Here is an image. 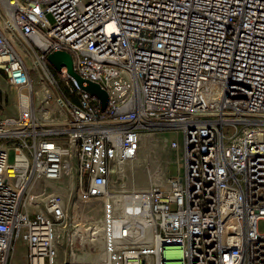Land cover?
Segmentation results:
<instances>
[{
	"label": "built area",
	"instance_id": "2783aa9c",
	"mask_svg": "<svg viewBox=\"0 0 264 264\" xmlns=\"http://www.w3.org/2000/svg\"><path fill=\"white\" fill-rule=\"evenodd\" d=\"M13 38L47 78L46 105L57 51L109 102L102 111L63 67L78 98L60 96L64 126L38 123L25 104L0 120V264H17L18 244L24 264H58L67 202L49 193L29 212L23 195L70 170L105 200L108 264H264V0H0V69L23 90L31 69ZM156 133L171 135L179 175L126 193L119 210L105 199L112 168Z\"/></svg>",
	"mask_w": 264,
	"mask_h": 264
},
{
	"label": "rangeland",
	"instance_id": "374dc122",
	"mask_svg": "<svg viewBox=\"0 0 264 264\" xmlns=\"http://www.w3.org/2000/svg\"><path fill=\"white\" fill-rule=\"evenodd\" d=\"M14 43L17 50L21 53L23 60L31 69L30 76L32 82L31 87L18 90L10 84L6 73L0 69V120L17 117L22 108V104H25L36 110L38 123L47 125V127L50 128L55 127L56 125L64 126L68 121V115L64 110L61 101H59V98L60 96L64 97V95H67L68 93L65 91V88L67 87L65 80L60 73L51 68L54 76L61 82L59 83V86L53 88L55 99L50 101L49 105H46L44 102V94L46 93L45 89L49 87V85L44 72L39 65L38 67L33 66L32 59L21 49V47H19V41L14 39ZM38 87V91L43 90V94H37L36 91ZM49 91H52L50 87ZM21 95L24 97H21ZM59 103L61 105H59ZM48 111L50 113L46 114ZM51 115L53 116L50 117ZM241 128L242 126H239V129ZM226 129H228V127ZM231 130L234 132L236 127H231ZM147 138L151 141L149 144L150 151L146 152L145 145L141 144V152L139 151L140 154H138L136 159L128 162H131L129 164L132 166L141 165L142 171L146 172V174L147 171L150 170L153 174L158 175L161 178V184H154L148 181L145 184L134 185L130 182L129 174L123 172L118 176L112 171L109 189L114 193L124 195L128 192L142 190L152 185L164 187L162 183H167L164 170L168 160L170 161L167 163V177L169 175L171 177H177L179 175V164L177 162L171 163L173 158L177 156L169 146L171 135L156 133L147 136ZM155 148L158 149L157 156L154 154ZM11 160L15 161L14 149L11 151ZM153 161H155V163ZM129 164L125 165V162L124 164L120 163L119 167L130 166ZM66 173L62 178L63 184H65V190H63L62 193L56 192L54 187L46 185L47 183L44 180L32 181L23 195V200L27 205V209L29 212L42 210L44 208L46 194L56 192V194L63 196L67 202L68 218L60 227L61 245L58 264H108L105 260L106 254H104L103 260L101 261L93 260V258L87 256V254L96 252L95 246L89 241L92 227L96 226V224L93 223V219L89 217V206L93 205L94 207H97L99 210V216L102 219L105 200L103 198H90L86 196L80 190V183L77 181L74 172L72 171V174L70 175H68L69 173ZM55 183L59 184V182ZM99 227L100 229H103V225H100ZM258 229L259 232L264 231V220L259 221ZM102 233H104L103 230ZM99 237L103 236L99 235ZM16 250L18 257L15 259V262L17 264H24L26 261L25 247L22 244H18ZM101 253H104V250H99V254Z\"/></svg>",
	"mask_w": 264,
	"mask_h": 264
},
{
	"label": "bare ground",
	"instance_id": "6f19581e",
	"mask_svg": "<svg viewBox=\"0 0 264 264\" xmlns=\"http://www.w3.org/2000/svg\"><path fill=\"white\" fill-rule=\"evenodd\" d=\"M18 45L32 59L33 66L34 67H38V64H37L36 59L26 49V47L22 43H20V42H19ZM38 90H39V87H38V89L36 91L37 94H40V93L43 94V92H42L43 90L42 91H38ZM45 90H46V92L49 91V87H47ZM45 94H44V97H45ZM59 105H61V104L59 103ZM47 113L49 114L50 112L48 111ZM150 142L151 141L147 138V136H144L143 137V139H142V145H145V151L146 152H149L150 151L149 150V144H150ZM154 150H155L154 151V154L157 156L158 149L155 148ZM168 161H170V160H168ZM168 161H167V163H168ZM153 162L155 163V161H153ZM129 163H131V162H128V161H127V163L125 162V165H128ZM167 163L165 165V170H164L165 177H166V182H167V179H168L167 178V170H168L167 169ZM123 164H124V162H123ZM112 171L115 172L118 176H119V174H121L123 172L129 174L130 175V182L132 184H134V185L135 184L136 185L145 184L148 181H150L151 183H154V184H159V183L161 184V178L158 175L153 174L150 170L147 171V174H146V172L142 171L141 165H136V166L130 165V166H125V167H121L120 168L119 167V164H117L116 166H114V168L112 169ZM67 173H69L68 175H70V174H72V171L71 170L70 171H67ZM45 182L47 183L46 185H49V186L54 187V190L56 192L62 193V191L65 190V184H63L62 179L56 180V181L46 180ZM55 182H59V184H57ZM162 185L163 186H166L167 183L166 184L165 183H162ZM111 192H112V194L114 193L113 191H111ZM110 193H108L106 195V198L105 199L108 200V201H114V202L119 203V210L122 209L123 204H124L123 202H124L125 194L124 195H121V194L120 195L119 194L111 195ZM33 199H35V198H33ZM89 207H90L89 217L91 219H93V223L96 224V226L94 225L95 227H92V231L93 232L91 231V237H90L89 241H91L93 243V245L95 246L96 252L95 253H92V254H87V256L89 258H93V260L101 261V260H103L104 254H106V252H105V244H104L105 243L104 242V233H102V230L103 229H100V227H99L100 225H103V219L100 218V216H99V210L97 209V207H94L93 205H90ZM99 235H102L103 237H99ZM99 250H102V251L104 250V253L99 254ZM105 260H107V255H106Z\"/></svg>",
	"mask_w": 264,
	"mask_h": 264
},
{
	"label": "water",
	"instance_id": "95a60500",
	"mask_svg": "<svg viewBox=\"0 0 264 264\" xmlns=\"http://www.w3.org/2000/svg\"><path fill=\"white\" fill-rule=\"evenodd\" d=\"M47 61L57 71L62 73L63 67L67 68V72L70 76L75 78L79 87L88 92L92 96L97 97L100 100V106L102 111H105L109 102L108 92L102 88L98 83L85 80L80 77L74 70V61L72 55L67 51H57L48 55Z\"/></svg>",
	"mask_w": 264,
	"mask_h": 264
},
{
	"label": "trees",
	"instance_id": "16d2710c",
	"mask_svg": "<svg viewBox=\"0 0 264 264\" xmlns=\"http://www.w3.org/2000/svg\"><path fill=\"white\" fill-rule=\"evenodd\" d=\"M65 91L68 92L67 93L68 96L67 95L66 96L68 98H70L73 103H77L78 102V98L76 97V95L69 93L67 87L65 88Z\"/></svg>",
	"mask_w": 264,
	"mask_h": 264
},
{
	"label": "crops",
	"instance_id": "0c3cea01",
	"mask_svg": "<svg viewBox=\"0 0 264 264\" xmlns=\"http://www.w3.org/2000/svg\"><path fill=\"white\" fill-rule=\"evenodd\" d=\"M177 161V156L175 158H173L172 162L171 163H174Z\"/></svg>",
	"mask_w": 264,
	"mask_h": 264
}]
</instances>
